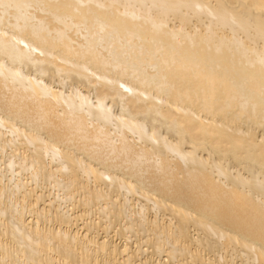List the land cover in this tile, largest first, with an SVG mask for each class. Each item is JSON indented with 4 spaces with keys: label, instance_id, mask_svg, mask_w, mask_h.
I'll return each instance as SVG.
<instances>
[{
    "label": "bare ground",
    "instance_id": "obj_1",
    "mask_svg": "<svg viewBox=\"0 0 264 264\" xmlns=\"http://www.w3.org/2000/svg\"><path fill=\"white\" fill-rule=\"evenodd\" d=\"M0 264H264V0H0Z\"/></svg>",
    "mask_w": 264,
    "mask_h": 264
},
{
    "label": "rangeland",
    "instance_id": "obj_2",
    "mask_svg": "<svg viewBox=\"0 0 264 264\" xmlns=\"http://www.w3.org/2000/svg\"><path fill=\"white\" fill-rule=\"evenodd\" d=\"M101 232V231H100Z\"/></svg>",
    "mask_w": 264,
    "mask_h": 264
}]
</instances>
